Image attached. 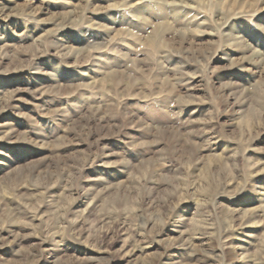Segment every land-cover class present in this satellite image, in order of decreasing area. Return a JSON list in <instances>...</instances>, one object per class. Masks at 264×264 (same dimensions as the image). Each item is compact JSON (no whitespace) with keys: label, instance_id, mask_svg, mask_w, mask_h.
<instances>
[{"label":"rangeland","instance_id":"374dc122","mask_svg":"<svg viewBox=\"0 0 264 264\" xmlns=\"http://www.w3.org/2000/svg\"><path fill=\"white\" fill-rule=\"evenodd\" d=\"M233 1L0 0V264H264V0Z\"/></svg>","mask_w":264,"mask_h":264},{"label":"bare ground","instance_id":"6f19581e","mask_svg":"<svg viewBox=\"0 0 264 264\" xmlns=\"http://www.w3.org/2000/svg\"><path fill=\"white\" fill-rule=\"evenodd\" d=\"M250 0H248V1H245V0H234L232 3V6L234 5V6H236V7H238L239 9H241V10H243V9H245V8H252V9H254V7H255V2H254V0H251V2H249ZM234 9V8H233ZM72 14H74L73 12H65V13H63L62 14V16L61 17H59L57 20H58V22L61 24V22H63L66 18H69V17H71V15ZM149 17L148 18H146V20H145V23L147 24V25H149V27L151 28V29H153V35L152 36H150L149 38H148V40L147 41H149V43H154L155 41H158V40H160V41H162L163 39H164V37H166V36H168V35H170L171 33H172V27H170L171 25H170V23H171V21H169V18H168V16L166 15V16H163V17H161L160 18V23L158 24V25H153L151 22V18L149 19ZM149 21V22H148ZM149 23V24H148ZM171 29V30H170ZM157 34H159V35H157ZM172 35V34H171ZM170 35V36H171ZM177 36H178V38L179 37H181L178 33H177ZM168 38H169V36H168ZM179 40V39H178ZM159 41V42H160ZM171 45V44H170ZM246 51V50H245ZM70 52V51H69ZM254 58H255V56L254 55H252ZM177 67V66H176ZM123 71V70H122ZM124 73V72H123ZM114 227V226H113ZM105 235V234H104Z\"/></svg>","mask_w":264,"mask_h":264}]
</instances>
